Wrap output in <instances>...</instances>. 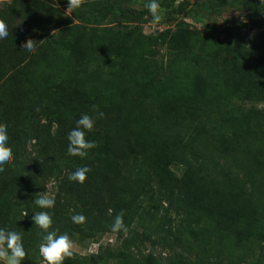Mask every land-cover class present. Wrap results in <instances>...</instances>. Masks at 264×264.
Instances as JSON below:
<instances>
[{
    "label": "trees",
    "instance_id": "obj_1",
    "mask_svg": "<svg viewBox=\"0 0 264 264\" xmlns=\"http://www.w3.org/2000/svg\"><path fill=\"white\" fill-rule=\"evenodd\" d=\"M64 1L75 3L68 17L49 6L30 12L32 18L26 21L38 31L40 19H46L61 34L48 47L50 51L65 50L66 67L54 76L56 79L51 78L52 96L39 94L35 86L33 109L22 99L23 93L20 99L0 96V123L8 130L20 128L21 134L18 139L14 132L9 134L14 160L3 170L6 177L0 179V223L8 220L2 203H14L24 211L25 202L34 200L36 184L55 178L62 185L59 202L51 209L52 228L68 226L63 234L77 232L70 225L76 214L87 218L80 228L88 230L91 237L111 232L115 216L123 211L128 229L136 222H145L159 231L166 230L175 242L185 240L191 249L228 256L224 262L181 256L160 262L150 254L136 257L100 248L87 257L66 258L64 264H106L112 260L124 264H246L254 247L260 252L251 264H264V124L255 120L251 109L234 104L235 98L250 102L259 97L264 102L263 45L249 49L231 30V37L220 45L229 56L224 59L225 68L205 66L207 71L198 69L194 76L186 71L181 77L172 72L165 78H155L152 73L144 77L141 75L151 69L158 40L140 34L129 47L112 51L120 32L106 35L108 30L102 27L107 15L124 16L129 9L123 4L139 0ZM242 2L250 12L249 24L264 23L262 0ZM22 3L25 1L14 0L8 12L0 11V20L7 25L19 18L25 21ZM161 6L169 17L182 16L212 30L193 10L164 0ZM245 26L231 23L227 29ZM40 47L39 52L47 51ZM73 47L82 51V57L76 58ZM112 55L113 67L123 69L113 71L106 87L96 85L88 96H81L75 91L79 86L76 81L69 80L66 85L65 77L71 71L83 68L88 73L84 67L94 63L110 68L107 60ZM124 72L135 76L130 82H120ZM17 108L20 111L15 116ZM94 109L102 111L104 118L86 138L98 146L85 159L69 155L68 133L82 114L95 116ZM215 158L235 173L219 167ZM85 165L91 172L83 185L68 179ZM174 165L183 169L180 177L175 176Z\"/></svg>",
    "mask_w": 264,
    "mask_h": 264
},
{
    "label": "rangeland",
    "instance_id": "obj_2",
    "mask_svg": "<svg viewBox=\"0 0 264 264\" xmlns=\"http://www.w3.org/2000/svg\"><path fill=\"white\" fill-rule=\"evenodd\" d=\"M22 1H25L21 6L26 7V11L22 12L26 16V20L24 21L25 18H19L13 24L7 25L13 36L0 40V45L3 46L0 49V96L3 95L7 99L9 96L13 97L12 95H15L20 99V93H23L22 99L33 109L35 102H33L31 96L37 95L34 89L35 86L39 94L44 95L49 93L52 96L50 86L53 85V82L51 78H54L66 67L63 63L65 61L63 58L65 50L63 48H54L52 51L48 50L51 42L57 40L58 36L61 35L56 26L47 24L46 19H40L41 27L38 31H34L35 28L31 27V24H27L26 21L32 18L30 12H40L41 10H46L49 6L55 8L62 16L68 17L71 10L75 8V3L64 0ZM145 1L139 0L138 3L132 5L124 3L123 6L129 9L127 14L124 16H118V13L116 15L109 14L102 23V27L108 30L106 35L120 32V38L118 37L117 42L111 45L112 51H122V49L129 47L132 41L136 37H139L140 34L151 35L158 40V43L156 41V55L150 61L152 64L151 69L145 71L141 76L147 77L148 74L152 73L155 78H165L169 72H172L173 76L175 74V76L181 77L186 71L194 76L198 72V69L207 71L204 68L205 66L217 69L225 68L224 59L228 60L229 56L226 54V51L221 50L220 45L228 37H231L229 34L231 30L249 49L256 48L261 44L264 47V23L261 25L249 24L248 16L250 12L243 8L242 0H164L165 3L173 2L175 6L195 11L202 17L207 26L212 28L210 31L205 30L200 24L188 18L182 16L169 17L165 13L159 24L153 23V18L145 7L147 0ZM13 2L14 0H0V11L8 12ZM20 4L18 3L17 6ZM72 22V24L76 23V21ZM231 23H244L246 26L239 30L227 29V25ZM31 28L33 29L29 30ZM29 41L36 45L34 53L25 52ZM176 42L179 46H177ZM41 45L47 51L42 49L39 52L38 48L41 49ZM5 50L8 53H3ZM72 53L76 55L77 59L82 57V51L75 47L72 48ZM114 55L107 60L110 68L102 69V67L106 66L94 63L92 66L84 67V69H88V73L84 72L83 68L77 69L75 73L71 71V74H67L65 77L66 85L69 86L70 81H76L75 83L79 86L75 91L78 94L81 92V96H88V92L96 85L106 87L108 85L107 80L111 79L110 75L113 71L123 69L113 67L112 57ZM140 59L142 58H139L138 62ZM196 62L199 63V66H195ZM131 63L137 62L131 61ZM79 71L82 72L80 73ZM134 76L132 73L124 72L120 74V82H130ZM73 102H78V99H74ZM234 104L238 106L243 105L251 109L255 113V120L264 124V102L261 98L256 97L250 102L235 98ZM19 111L20 109L17 108L15 116L19 114ZM12 112L13 109L11 108L9 113ZM19 130L20 128H12L8 130V133L14 132L13 137L18 139L21 137ZM31 145L32 142L29 143V148H31ZM214 160L218 163L219 167L228 168L235 173L224 161L218 158ZM172 170L176 177H180L183 171L179 165H174ZM5 177V172L0 171V179L3 180ZM61 185L62 183H59V180L55 178L45 180L40 185L36 184L35 189L32 190L33 192L36 191L34 199L37 198L36 195L46 192L56 202H59L58 192ZM24 188L31 191L29 185H24ZM2 208L3 215L8 220L0 223V228L14 230L22 235L23 245L27 252L23 264H46L42 260L39 251L44 232L35 226L32 219L35 213L43 211V209L38 208L34 204V200L33 202H25V207L22 209L24 211H21V208L16 207L14 203H2ZM49 211L51 214L52 210ZM60 225L50 230H58L59 234H63L69 228L68 226ZM70 225L77 231L69 234L74 241L72 257H87L96 253L98 249L103 248L113 252L123 251L131 253L136 257L150 254L155 256L160 262H165L177 256L190 260H212L216 262H224L228 259V256H217L212 252L202 251L200 248L191 249L190 246L186 245L185 240L175 242L173 238L169 237L166 230L159 231L155 225L145 222L134 223L130 226L127 234L123 232H102L94 237L90 236L88 230L80 228L82 224L72 223ZM75 225L79 228H76L77 226ZM259 252V247H254L247 257L246 264H251V260ZM121 263V260H112L106 264ZM82 264L91 263L84 261Z\"/></svg>",
    "mask_w": 264,
    "mask_h": 264
},
{
    "label": "clouds",
    "instance_id": "obj_3",
    "mask_svg": "<svg viewBox=\"0 0 264 264\" xmlns=\"http://www.w3.org/2000/svg\"><path fill=\"white\" fill-rule=\"evenodd\" d=\"M264 2V0H262ZM145 7L153 18V23L159 24L164 16V9L161 6V0H147ZM13 34L9 30L5 21L0 20V40L8 39ZM36 45L31 41L28 42L25 52L34 53ZM95 116L82 114L76 120L75 127L68 133V154L74 157L85 159L89 151L95 149L98 145L95 141L87 139V133L95 129L98 120L104 118V113L99 109H94ZM9 133L6 124L0 123V171L9 167L14 160V153L11 150ZM91 168L87 165L76 168L68 179L72 182L83 185ZM34 204L43 209L33 216V223L40 228L45 234L42 236V242L39 246L40 255L46 264H64L66 258L73 256L74 241L69 234H58V230H50L53 226V218L50 214L51 209L56 205L54 198L46 192L36 195ZM86 217L82 214H76L71 217L74 224H84ZM128 226L124 221V212L117 214L110 225L112 233H128ZM27 252L23 245L22 235L14 230L0 228V264H23Z\"/></svg>",
    "mask_w": 264,
    "mask_h": 264
}]
</instances>
